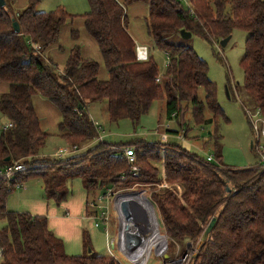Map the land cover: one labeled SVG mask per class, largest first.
<instances>
[{
    "label": "trees",
    "instance_id": "1",
    "mask_svg": "<svg viewBox=\"0 0 264 264\" xmlns=\"http://www.w3.org/2000/svg\"><path fill=\"white\" fill-rule=\"evenodd\" d=\"M86 1L89 10L79 17L98 47L105 80L99 79L98 63L83 59L77 45L61 68L43 55L58 41L62 26L75 17L64 8L40 12L41 0H27L15 13V0H4L5 6L0 8V83L8 86L0 95V113L8 121L0 129V170L24 166L10 180L0 178V219L5 222L0 228V264H120L111 256L98 255L90 246L87 255L68 256L62 241L48 229L45 216L7 210L14 186L31 178L40 179L45 198L57 204L67 197L73 179H80L86 192L155 187L164 182L170 187L153 191L150 201L169 239L183 247L194 244L215 218L190 264H264V170L257 164L239 169L221 163L217 123L225 115L216 85L208 78V66L193 48L169 41L171 35L185 30L218 46L234 30L247 33L240 59L242 88L264 119V0H188L186 4L181 0ZM136 2L148 5L147 33L167 59L162 74L150 55L146 61L136 59L126 14L127 6ZM77 36L72 31L73 40ZM199 89H203V100L198 98ZM36 96L59 111L57 136L74 152L91 141L96 143L66 159L41 157L49 134L40 128L33 106ZM156 101L165 102L166 119L174 114L185 132L184 116L189 110L196 125L213 130L208 134L214 139L219 166L167 142L133 139L125 144L107 143L100 139L88 115L89 105L105 102L109 122L129 120L137 126ZM262 144L264 152V141ZM126 146L133 147L136 175L123 154ZM251 148L254 150L252 143Z\"/></svg>",
    "mask_w": 264,
    "mask_h": 264
},
{
    "label": "rangeland",
    "instance_id": "2",
    "mask_svg": "<svg viewBox=\"0 0 264 264\" xmlns=\"http://www.w3.org/2000/svg\"><path fill=\"white\" fill-rule=\"evenodd\" d=\"M17 1L18 0H16L12 6L14 13L15 8L18 6V4H16ZM187 2L188 0L183 1L185 4ZM51 4L55 8L57 6L69 8L66 10H70L67 12L73 16H80L89 10L86 0H51ZM143 5L147 7V12L143 11ZM136 7H138V10H135ZM228 9L229 7H227V11ZM127 15L128 26L133 24L134 27H143V37L147 40L145 45L148 48L150 56L156 63L159 73L162 74L166 67V56L162 50L156 47L152 38L149 34L148 37L145 31V29H147L145 19L148 16V5L146 3H142L138 6L127 7ZM75 19L80 20L81 18L79 17ZM246 37L247 33L234 30L224 47H221L220 45L216 46L212 44V42H209L197 35H191L188 39H182L179 34H173L169 37L170 42L193 48L199 58L207 64L208 78L216 85L217 100L224 111L226 119L220 118L217 123V132L221 136L218 140V146L222 156L221 163L225 166L239 169L254 166L258 161V156L255 151L251 149V142L255 143L256 140L255 130H253V121L255 119H250L247 113L245 114L246 110L250 111L251 114H255L256 112L252 100L247 96L242 88L243 72L240 68V59L244 54V41ZM149 43H151V45ZM101 66L105 69L103 63H101ZM106 78L107 73L105 79ZM197 95L199 99L203 100V89H199ZM49 107V111H51L52 107L50 105ZM208 114L209 112L206 113L207 117ZM88 115L91 117L96 129L99 131L100 137L104 138V141L107 143L125 144L133 139H141L149 143H154L159 140L160 133L164 132L169 137L167 143L178 145L203 159L210 155L213 157L211 163L219 166L218 161H216L214 157V139L210 138L208 134L213 130L208 127L196 125L191 119L190 110L187 111L184 116V120L188 126V132H185L186 128L180 129L175 118H172L171 120L166 119L164 101L154 102L148 113L140 118L137 126H133L129 120H121L114 123L109 122L106 117L105 102L89 105ZM42 120L43 122L46 121V128L50 132L51 126L53 129L56 122L51 121L47 111H44ZM7 122L6 118L0 113V129L7 126ZM166 131L177 133L170 134ZM49 134L50 135L45 145L40 150L39 155L50 159L60 160L62 158L66 159L73 155L82 154L87 148L92 147L96 143V141H91L80 147L78 151L74 152L73 147L56 138L55 133L53 135L52 133ZM263 141L264 139L260 138V143H263ZM59 148L68 150V152L71 150V152H67L68 154H62L61 157L55 158L53 154ZM159 169L162 172V164L159 165ZM159 186L160 185H156L155 187L134 186L129 190H119L115 192L112 190V199H115L118 195L138 193L142 194L150 201L151 193L155 190H159ZM105 190L98 189L94 192H86L80 179H73L71 181L67 197L63 202L59 203L57 208L58 214L62 215L64 218L68 217V219H70L63 222H57L58 228L64 231L62 234H64L67 238L65 240H61H63L65 249L69 252L66 253L68 255H87L89 254L91 248L94 252L97 254L100 252L103 256H110L109 254L116 255L118 258V260H116L120 264H130L128 261L119 256L116 250L111 249L110 246L106 245L105 242V235L110 234L109 232L114 233L116 231L114 226L116 215L114 213L113 216L112 214L110 215V223L108 225L109 229L100 219L94 218L93 220L92 218L89 219L85 216L87 202L96 199L98 196H103ZM39 199L42 200V203L40 204L42 208L43 205H51L53 206V209H56L57 205L54 201L46 200L40 179L31 178L27 182L22 183V188H15L14 191L9 194L7 199V209L19 213L28 212L29 207L33 208V206H31L33 204L32 201ZM106 202L107 200H104V203ZM107 203L111 207L110 211H112L113 205L110 202ZM65 211H67L68 214L64 216ZM46 212L49 213L50 210H47ZM155 214L159 220V215L156 209ZM94 222L98 223V227H94ZM76 223H80V226L77 227ZM4 224L5 222L0 219V228L4 226ZM79 232L81 236L83 232V244L85 243L86 248L82 246L81 239L79 244L75 243L77 241L75 239L76 233ZM145 232L146 230L143 229V233ZM159 232L166 237L165 244L167 255L171 258L183 257L188 250H192L198 243V241L194 244L188 242L191 246H188L187 243L186 247H183L182 243L174 242L169 239L162 227L159 228ZM77 248H79V251H76ZM113 255L111 257H113ZM161 260L162 258L156 256L155 252L152 251L146 264H159Z\"/></svg>",
    "mask_w": 264,
    "mask_h": 264
},
{
    "label": "crops",
    "instance_id": "3",
    "mask_svg": "<svg viewBox=\"0 0 264 264\" xmlns=\"http://www.w3.org/2000/svg\"><path fill=\"white\" fill-rule=\"evenodd\" d=\"M116 1L121 4L124 0H116ZM16 4H18V6H17V8H15V11H17V12L21 11L27 5V0H18L16 2ZM141 4L142 3H134V4L128 5L127 7L129 8L130 6H138V5H141ZM57 7H59V6H57ZM56 8L51 4V0H41L40 6L37 9H38V11H49L50 12V11L55 10ZM66 9H69V8H67V7L64 8L66 13H68L67 11H70V10H66ZM135 10H138V7H136ZM143 11L147 12V7L145 5H143ZM126 14H127V9H126ZM69 15H71V14H69ZM71 16H73V15H71ZM75 18H79V16H75V17L69 19L62 26L60 34H59L58 41L55 44L49 46L43 52V55L45 57L51 59L53 63H55L58 67L61 68V66L64 65L65 62H66V59L68 57L70 49L74 45H77L80 48V55H81V57L83 59H92V60H94V61H96L98 63V65L100 67V69H99L100 70L99 71V79L100 80H104L105 77H106V71L101 66V63H103V61H102L101 55L99 53L98 47H97L95 41L87 35V33H86L85 29H84L83 19L78 20V19H75ZM72 31H76L77 32L78 36H77L76 40H73V38H72ZM145 31H146V34L148 36L147 29H145ZM127 32L130 34V36L134 40V43H135L136 47H138V46L139 47H145L146 51H147V55L149 56L150 54H149L148 48L145 45V43H147V40L143 37V27H140V28L134 27L133 24L128 26V15H127ZM149 44L151 45V43H149ZM166 63H167V59H166ZM7 91H8V86L5 83H0V95L6 93ZM48 104L52 107L51 111H49L50 107H49ZM33 106H34L35 112H36V114H37V116L39 118L41 130L43 132L47 133V134L52 133V135H53L55 133L56 138H58L59 140L64 142L61 138H59L57 136V134H58L57 133V126H58V124L60 123V120H61L59 111L50 102H48L47 100H45V99H43V98H41L39 96H36V97L33 98ZM44 111L48 112L52 122H56L54 127H53V129H52V126H51L50 132L46 128V121L43 122V120H42ZM55 128H56V130H55ZM163 133H160V135L163 134ZM159 136H158V138H159ZM157 142L163 143L160 140V138H159V140ZM70 183L71 182H69V184ZM69 184H68V188H69ZM143 198H144V196H143ZM47 201H49V200H47ZM32 203L33 204L31 206H33V208H30L28 206L29 207V210H28L29 214L37 215V216H45L46 219H47L48 229L52 232V234L55 237L59 238L60 240L61 239H63V240L67 239L65 237V235L62 234L64 231L61 230L60 228H58L57 222H63V221L70 220V219H68V217L64 218L62 215L58 214L57 208H58L59 204L55 203L57 205V207H56V209H53V206H51V205H43V208H42L40 206V204L42 203L41 199L33 200ZM6 208H7V205H6ZM47 210H50V212L47 213L46 212ZM9 211H11V210H9ZM13 212H15V211H13ZM67 214H68V212L65 211L64 216L67 215ZM91 214H92L91 212L86 211L85 216L87 218L91 219V217H90ZM115 218H116V220H115L114 226H115V230L116 231L114 233L113 232H109L111 235L110 234H108V235L106 234L105 235L106 245L110 246L111 249H114L113 242H115L116 239L118 238L119 223H118L117 217H115ZM71 220H72V218H71ZM76 224H77V227L80 226V223H76ZM108 229H109V227H108ZM75 239L77 240L75 242L77 244H79V241L81 239L82 246L86 248L85 243L83 244V239H84L83 232H82V236H81L80 232L76 233ZM63 240H61V241L63 243L64 253L66 254V253H69V252L65 249ZM78 249L79 248H77L76 251H79ZM66 255H68V254H66ZM98 255L103 256V254H100V252H99ZM109 255L112 256L113 254H109ZM68 256H71V255H68ZM78 256H80V255H78ZM113 256L118 260L116 255H113Z\"/></svg>",
    "mask_w": 264,
    "mask_h": 264
},
{
    "label": "built area",
    "instance_id": "4",
    "mask_svg": "<svg viewBox=\"0 0 264 264\" xmlns=\"http://www.w3.org/2000/svg\"><path fill=\"white\" fill-rule=\"evenodd\" d=\"M181 1L183 2L184 0H181ZM135 54H136V59L138 61H146V59L148 57L145 47H139V46L136 47ZM246 113L250 119H255L253 121V130H255L256 140H255V143L254 142L253 143L251 142V143L254 145V151H255L256 155L258 156L257 165L260 169L264 170L263 144L260 143V138L264 139V119L261 118V116L258 112H256L255 114H251L250 111H246ZM174 117H175V115L173 114L172 118H174ZM8 126H10V125H8ZM100 139H102V138L100 137ZM160 140L163 143H166L168 141V136L166 135V133H163L160 135ZM122 150H123V154L126 157L129 165L131 166V173L133 175H136L139 170L134 164L135 163V153H134L133 147L126 146ZM67 152H68V150H63V149L59 148L53 156L55 158L61 157L62 154H66ZM70 152H71V150L68 153H70ZM212 160H213V157L210 155L205 158V162H207V163H211ZM23 170H24L23 165L15 164L13 166H10L8 168L0 170V178L10 180L14 174H16L20 171H23ZM159 187H160V189L161 188H168L169 185H167L166 183L163 182ZM15 188L16 189L22 188V184H16L14 186V189ZM112 196H113L112 189L107 188L105 190V193L103 194V196H98L96 199H94L90 202H87L86 211H89L92 213L90 215V217L93 220H94V218L100 219L105 224V226L107 228H108V225L110 223V215L112 214V216H113V213L116 215V217L118 219V223H119L118 238L116 239L115 242H113V241L112 242L114 244V250L117 251L119 256H121L124 260L128 261L130 264H136L138 255L142 252V249L147 247V244L152 241V240H150V238L152 237V239H153L155 237V235H157L155 233L157 231L158 232L157 236L162 238V240L164 242V246L160 249L159 248L155 249V248L151 247L149 250V253H148V257H147L146 261L144 262V264L147 263L149 256H150L152 251L155 252L156 256L162 258V260L159 262V264H189L190 260L194 257V254L197 251L196 247H194L192 250H188L186 252V254L181 258H171L170 256L167 259L163 258L164 255L167 254L166 244H165L166 243L165 242L166 237L164 235L160 234V232H159V228H161V227H160V222L157 218V215L155 214L156 218L154 215L152 217L150 212H148L146 210H145L146 213H141V212H140V214H139V212L137 213V215L135 217V219L137 221V225L130 223V228H131L130 231L134 234V236L141 239V243L138 245V247L134 251L129 252L126 248L125 239L123 238V234H122L125 222L123 221L121 214L119 213L118 209H116L117 208V205L115 203L116 198L112 199ZM144 198L146 199L145 196H144ZM104 200H107V202H110L113 205L112 211H110L111 207L108 205V203L107 202L104 203ZM151 206L154 209V206L152 204H151ZM154 212H155V209H154ZM153 219L155 221V226H156L155 232L152 230ZM94 226L98 227V223L94 222ZM143 229L146 230L145 233H143ZM157 243H159V242L154 241V244H157Z\"/></svg>",
    "mask_w": 264,
    "mask_h": 264
},
{
    "label": "water",
    "instance_id": "5",
    "mask_svg": "<svg viewBox=\"0 0 264 264\" xmlns=\"http://www.w3.org/2000/svg\"><path fill=\"white\" fill-rule=\"evenodd\" d=\"M3 6H5V2H4V0H0V8ZM12 20H13V23H12L13 30L15 33H18L19 32V26H18L17 22L14 21L13 18H12ZM179 35L181 36L182 39H188L191 37V33L187 32L185 30H180ZM229 39H230V36L220 40L219 45L221 47H224L227 44ZM8 159L9 158H6L5 161H8ZM226 192L227 193L230 192V189L228 187H226ZM144 200L147 203V205L150 206V208L152 210V214L156 218V215H155L153 207L151 206V203L149 202V200L147 198L146 199L144 198ZM115 203L117 205L116 209H118L119 213L121 214L123 221L125 222L122 234H123V238L125 239L126 248L129 252H132L141 243V239L134 236V234L130 231V229H131L130 223L137 225V221L135 219L137 213L138 212H139V214H140V212L146 213V211L143 210L142 208H140L138 206V204L132 198H129L127 196V194L126 195H118L115 199ZM214 224H215V218H212L211 221L208 223V225L205 227L198 243L195 246L197 249H199L201 244L204 241H206V239H207L209 233L211 232ZM188 246H191V244L188 243ZM168 257L169 256L167 254L164 255L165 259H167Z\"/></svg>",
    "mask_w": 264,
    "mask_h": 264
},
{
    "label": "bare ground",
    "instance_id": "6",
    "mask_svg": "<svg viewBox=\"0 0 264 264\" xmlns=\"http://www.w3.org/2000/svg\"><path fill=\"white\" fill-rule=\"evenodd\" d=\"M127 196L129 198H132L138 204L139 207H141L142 209L150 212L151 216L153 217L151 208L145 202L142 194H138V193L137 194H127ZM152 230L154 232L156 231V226H155L154 219H153V227H152ZM155 233L158 235V232L157 231ZM157 235H155V237L153 239L151 237L150 240H152V241L147 244V247H145V248L142 249V252L138 255L136 264H144V262L146 261V259L148 257V253H149V250H150L151 247H153L155 249H157V248L160 249V248H162L164 246V242H163L162 238H160ZM154 241H157L159 243L154 244Z\"/></svg>",
    "mask_w": 264,
    "mask_h": 264
}]
</instances>
